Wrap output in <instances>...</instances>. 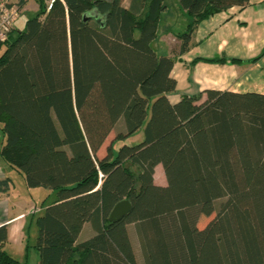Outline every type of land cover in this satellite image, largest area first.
<instances>
[{
	"label": "trees",
	"instance_id": "16d2710c",
	"mask_svg": "<svg viewBox=\"0 0 264 264\" xmlns=\"http://www.w3.org/2000/svg\"><path fill=\"white\" fill-rule=\"evenodd\" d=\"M249 1L177 0L188 18L179 54L202 21ZM37 2L25 29L0 40V156L57 199L36 216L22 260L0 225V264H28L30 247L39 264H264V94L206 89L172 103L177 57L153 43L167 0ZM142 127L141 142L114 153ZM158 164L166 185L154 181ZM12 184L0 179V193ZM124 199L130 212L109 221Z\"/></svg>",
	"mask_w": 264,
	"mask_h": 264
},
{
	"label": "crops",
	"instance_id": "0c3cea01",
	"mask_svg": "<svg viewBox=\"0 0 264 264\" xmlns=\"http://www.w3.org/2000/svg\"><path fill=\"white\" fill-rule=\"evenodd\" d=\"M172 1L177 11L171 15L177 17L166 21L167 27L170 29V26L175 24L179 25L178 28H185L183 25L187 24L185 22H188V18L178 9L177 0ZM169 14L166 9L164 15ZM158 39L160 47L155 45L154 47L160 54L177 57L171 71V76L177 80V90L168 95L172 103L178 102L184 94L203 93L204 97L206 89L264 94V56L252 61L264 49V0H250L243 7H231L202 21L194 31L190 50L182 55L179 54L180 39L174 38L176 43L172 48L168 47L167 36L159 37V30L158 37L153 43ZM197 57L209 59L225 57L227 61L217 63L199 60L194 63L193 60ZM231 58L238 61L231 62ZM8 166L7 163L0 162V179L10 177ZM161 166L158 164L155 171ZM155 183L166 185V182L162 181ZM46 206L44 204L42 209ZM36 210L38 208L31 198L23 193L20 195L15 193L14 184L8 193H0V225L7 224L9 227V237L4 249L16 256L20 255L22 259L25 257V248L32 227H35L38 233L35 218L39 214ZM91 233L90 226L86 223L80 236L86 238ZM131 236L139 256L140 248L135 233L131 232Z\"/></svg>",
	"mask_w": 264,
	"mask_h": 264
},
{
	"label": "rangeland",
	"instance_id": "374dc122",
	"mask_svg": "<svg viewBox=\"0 0 264 264\" xmlns=\"http://www.w3.org/2000/svg\"><path fill=\"white\" fill-rule=\"evenodd\" d=\"M167 1H168V5H169L168 12L170 14L167 16L163 14V18L161 19V22L159 25V37H162V35H165V37L167 36L169 38L168 47L172 48V46L176 43V40L177 39L179 40V38L177 37V33L180 31H183V29H185V28L182 27L183 28L182 29L180 27L181 28L180 29V28H178L179 25H177L178 26L177 27L175 24H172V26H170V29H169V27H167L166 21L173 20V17H175L176 15H173V14L171 15V13H175L177 11V7L174 5L173 1L172 0H167ZM129 2H130V0H123V3L125 6H127L129 4ZM14 3H16L19 6L18 0H14ZM24 7H26V9H24ZM38 9H39V5H38L37 0H27L26 3L24 4V6H20V8H19L20 14H19V17L14 22V27L18 30H24L27 20L29 18L33 17L36 14V12L38 11ZM185 23H187V22H185ZM185 25L186 24H184L183 26L185 27ZM174 38H176V40ZM158 42H160L159 39L157 40V42L154 43V45L159 48L160 44H158ZM180 44H181V42H180ZM143 129H144V127L140 128V130L138 132H136L135 134H133L132 136L128 137L125 140L115 141L114 153L116 154L118 149L123 144H137V143L141 142L143 140ZM121 131H124V125H123L122 121H120L116 125V127L111 131V133L107 137L104 145L98 151L99 157H102L106 153L105 152L106 147L111 143L112 140H114L116 135ZM2 142H3V135H2V132L0 131V147L2 145ZM0 162L6 163L5 160H3L1 156H0ZM8 169H9L8 170L9 176L13 180L15 193L19 194V195L21 193H23V194H26L29 198H31V200L33 201L35 206L38 208L37 214L42 213V210H43L42 204L44 203V201H45L44 204L49 205L57 199V193L55 191L48 190V189H45L43 187L29 188L26 185L25 179H24L23 174L21 172L11 169L10 166H8ZM154 180L156 182H161V181L166 182L165 174H164L162 166L158 167L157 170L155 171ZM37 234L38 233H37L36 228L32 227V229L30 230V233H29V237H30L29 242L31 245L34 244V242L37 238L36 237ZM11 254H13V256L16 257L17 259L22 260L20 255L16 256L14 253H11ZM27 255H28L27 256L28 264H38L39 263V253L35 249V247H30L27 251Z\"/></svg>",
	"mask_w": 264,
	"mask_h": 264
},
{
	"label": "built area",
	"instance_id": "2783aa9c",
	"mask_svg": "<svg viewBox=\"0 0 264 264\" xmlns=\"http://www.w3.org/2000/svg\"><path fill=\"white\" fill-rule=\"evenodd\" d=\"M47 9H50L55 0H45ZM19 6L14 0H0V40H5L11 31L14 22L19 17ZM38 211V210H36ZM34 211V212H36Z\"/></svg>",
	"mask_w": 264,
	"mask_h": 264
},
{
	"label": "water",
	"instance_id": "95a60500",
	"mask_svg": "<svg viewBox=\"0 0 264 264\" xmlns=\"http://www.w3.org/2000/svg\"><path fill=\"white\" fill-rule=\"evenodd\" d=\"M131 210V203L129 200L124 199L118 202L109 215V221H118L122 219Z\"/></svg>",
	"mask_w": 264,
	"mask_h": 264
}]
</instances>
